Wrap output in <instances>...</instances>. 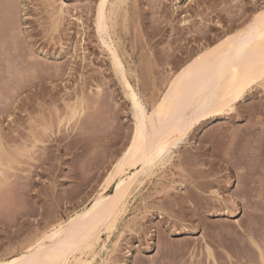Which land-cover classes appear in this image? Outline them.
Returning a JSON list of instances; mask_svg holds the SVG:
<instances>
[{"label":"rangeland","instance_id":"374dc122","mask_svg":"<svg viewBox=\"0 0 264 264\" xmlns=\"http://www.w3.org/2000/svg\"><path fill=\"white\" fill-rule=\"evenodd\" d=\"M13 2L19 6L10 10L12 21L0 5V24L7 22L0 25V259L22 253L90 203L129 145L136 122L96 34L98 0ZM263 6L264 0H128L114 32L129 79L148 107L166 91L174 71L243 29ZM248 93L233 112H211L195 124L172 161L131 200L108 241L111 261L98 258L95 264H244L247 252L257 263L244 228L264 231V85ZM77 100L80 113L70 119ZM255 191L262 193L258 199ZM107 233L95 230L100 240Z\"/></svg>","mask_w":264,"mask_h":264},{"label":"bare ground","instance_id":"6f19581e","mask_svg":"<svg viewBox=\"0 0 264 264\" xmlns=\"http://www.w3.org/2000/svg\"><path fill=\"white\" fill-rule=\"evenodd\" d=\"M6 0H4L5 2ZM14 0H12V3ZM99 2L96 5V18H95V27H96V34L97 37L99 39V41L101 42V44L104 46L105 50L108 52L109 54V58L111 60V64H112V68L114 69V74H116L118 76V78L120 79V82L122 83L124 90H125V94L127 95L130 104H131V108L133 109V105H132V100H131V96L132 93L135 92L137 97L140 98L141 102H145L144 99L141 96V93L136 89V87L132 84V82L129 79V71L127 69V65H125L124 61H123V56L121 55L122 53H120V46H119V42L118 39L116 37V33L114 32V27H115V20L116 17H118V13L120 11V9L122 8L123 5L128 3V0H105V4L103 7H101L100 5V0H98ZM2 2V1H0ZM6 3V2H5ZM5 3H1L0 5H4ZM9 3H11L9 1ZM11 3V4H12ZM54 3V2H53ZM56 4V3H55ZM64 4V3H62ZM51 5V4H50ZM62 6V5H61ZM54 8V7H52ZM56 8V7H55ZM262 9H264V6L261 7ZM3 9V8H2ZM0 9V10H2ZM15 9V8H14ZM60 9V8H59ZM64 9V8H63ZM61 10V9H60ZM127 10V9H126ZM125 10V11H126ZM261 10V9H260ZM258 10V11H260ZM63 11V10H61ZM124 11V12H125ZM257 11V12H258ZM3 12V11H2ZM65 12V11H64ZM133 12V11H132ZM256 12V13H257ZM1 13V12H0ZM4 13V12H3ZM100 14V16L102 17V22L101 24L98 26V22H97V14ZM65 14V13H64ZM2 15V14H1ZM14 16V14H12ZM16 15V14H15ZM55 15V14H54ZM133 15V13L131 14ZM256 15V14H255ZM63 16V15H62ZM61 16V17H62ZM3 17V15L0 17V19ZM56 17V16H55ZM122 17V16H121ZM132 17V16H131ZM5 18V17H4ZM59 18V17H58ZM124 18V17H123ZM15 19V17H14ZM57 19V18H56ZM10 19H7V21H9ZM54 20V19H53ZM60 20V19H59ZM121 20V19H120ZM131 20V19H130ZM129 20V21H130ZM12 21V19L10 20ZM56 21V20H55ZM61 22V21H60ZM252 22V19L250 20V22L248 24H250ZM2 23V22H1ZM7 23V22H5ZM0 24L2 26H4V24ZM10 23V22H9ZM12 23V22H11ZM10 23V24H11ZM17 23L14 24L13 22V26L17 28ZM247 24V25H248ZM55 25V22H54ZM124 25V24H121ZM247 25L243 28V29H239L235 32L226 34L225 37H223L221 40H219L216 44L214 45H209L207 47H204L200 52H198L195 57H193L190 61H188L186 64H184L183 66H180V68L177 71H174L171 78L166 82V91L163 93V95L152 104V107L157 106L160 104L161 101L165 100V96L169 95V89H172L171 94L169 95V100L167 101L168 103L172 102V97L173 96H177V95H182L185 97L191 96L192 99L189 101V108L190 110L187 112H183L182 115L184 116L185 119H192L195 116V113L200 109L201 106L208 104L211 105L210 107V111L211 112H215L217 114H229L231 112H233L236 108L237 105L245 99L247 93L253 89L256 85H259L258 79L260 76V72L261 69L259 67V61H258V56L254 59V63L256 65V67L254 68L253 72H252V76L255 79L256 82L253 83H249L248 86L246 88H243L241 90V95L239 96L238 99H232L231 102L229 103L225 97L228 95V89H229V84L227 82H224L223 85L220 86L219 91L217 90L216 86L214 85H208L207 88L201 90L198 94L194 92V89L196 88H200L203 80L206 77V73L204 72V68L203 66L205 65L206 62H218L221 58L223 53L228 52L229 49L235 45L236 48H241V47H245L248 44V40L246 39L248 32H247ZM6 28L4 30L8 31L7 29H10L9 27L7 28V25H5ZM11 26V28L13 27ZM126 27V26H125ZM15 28V29H16ZM116 28V27H115ZM119 28V27H118ZM14 29V28H13ZM14 29V30H15ZM1 31L3 29H0ZM12 31V30H11ZM117 31V30H116ZM127 31V30H126ZM2 33V32H1ZM7 33V32H6ZM124 33V30L123 32ZM4 34V32L2 33ZM2 36V35H0ZM119 36V35H118ZM4 37V36H3ZM231 37L232 39L229 40L228 38ZM6 38V36H5ZM3 40V38L1 39ZM0 40V42H2ZM221 41H226V43L224 45H222L220 48H217V45L221 44ZM1 44V43H0ZM124 45V44H123ZM258 48V43L254 42L252 43L251 47L247 48V51L249 53V56H251L253 53L256 52ZM215 49V51L213 52L212 50ZM124 51V50H123ZM126 53V52H125ZM130 55V54H129ZM204 56V60H197V57H201ZM129 57V56H128ZM130 58V57H129ZM248 57H245V60H247ZM107 61V60H106ZM196 63H193V62ZM134 63V62H133ZM132 63V64H133ZM243 63V61L241 62ZM110 64V65H111ZM189 65H192L191 68H189ZM108 66V65H107ZM134 68V67H133ZM187 70L185 72V75L183 77V81H180L177 79V77L180 75L181 71ZM131 75V74H130ZM133 75V74H132ZM135 77V76H134ZM169 77V76H168ZM131 78V77H130ZM136 78V77H135ZM140 79V78H139ZM135 80V79H134ZM177 81V83L175 85H173V81ZM140 81V80H138ZM120 83V84H121ZM165 83V84H166ZM189 84H191V87L189 86ZM128 85L131 86V88L129 89ZM237 87H239V85H237ZM123 90V91H124ZM236 88L233 87L232 88V92H235ZM217 96H219L220 98L217 99ZM249 96V93H248ZM85 98V97H84ZM90 98V97H89ZM80 100V99H79ZM89 100V99H88ZM78 101V100H77ZM79 102V101H78ZM81 102V101H80ZM78 103L76 106L72 107L70 115V119H72L74 114L80 113L79 110V104L82 105L81 103ZM89 102V101H87ZM146 103V102H145ZM67 104V103H66ZM73 104V103H71ZM70 104V106H71ZM87 104V103H86ZM147 104V103H146ZM148 106V105H147ZM89 107V106H88ZM92 107V106H91ZM84 108V106H83ZM230 108V110H228ZM90 109V108H89ZM150 109V108H149ZM68 110V108H67ZM101 110V109H100ZM82 111V109H81ZM85 111V110H84ZM82 113V112H81ZM148 116L151 117V111H148ZM68 115V113H67ZM206 115H208L207 112H202L201 115L196 119L195 123H192L187 131V133L185 134V136L183 137V139H180L179 133L178 132H174L172 130V128L168 127L167 125L164 126L163 128V132L157 137V138H152L150 136L147 145H144L143 141H138V144L136 146L133 147L132 152L129 153V147L132 146V138L129 141V145L127 146V148L124 150V152L120 155V157L118 158V160L116 161V163H114V166L112 167L111 170L108 171L107 176L105 177V179H103L104 181L103 186L101 188V191L98 192V194L96 196H94V198L90 201V203H88L87 205H83L84 207L76 212L72 217H70L67 221H64L58 225H54L52 226V228L45 234H43L42 236H40V238L36 239L33 242H30L24 246L25 250L14 256L13 258H1L0 260H17L19 262V264H27V262L31 259H36V258H40L43 254V250L45 248L51 247L53 245V239L52 237V233L56 232L59 233V236L56 238V243H60L62 242L61 237L63 239H68L70 237L75 236L76 238H79L83 235H88L91 237V245H84L78 252V254L75 256L74 260H73V264H77L78 261H83L84 264H95V262L97 261L98 258H101L103 260V262H110L108 260L109 256L111 255V252H113V250L110 249L109 247V240L111 239V235H114V233L119 229V224L120 221L123 219V217L126 215L131 200L142 190V188L144 187V185L151 180V178L156 174V172H158V170L162 169L167 163H169L170 161H172L174 154L176 153V149L179 147V145L182 143V141L186 140L190 134L191 131H193L195 129V124L197 122H200L201 118L205 117ZM62 116V114L60 115ZM135 116V114H134ZM59 117V116H58ZM179 118V117H177ZM68 121V119H65ZM66 121V123H67ZM33 123V122H32ZM54 123V122H53ZM65 123V122H64ZM31 125V124H30ZM34 125V124H33ZM45 126L46 123H44ZM51 125V124H50ZM53 125H56L55 123ZM60 125V124H59ZM52 126V125H51ZM161 121L159 116L156 119V128L157 129H161ZM35 127V126H34ZM59 127V126H58ZM33 128V127H32ZM50 127H44L45 130H48ZM52 128V127H51ZM50 128V130H51ZM31 129V128H30ZM36 129V128H35ZM148 129L149 132H151L152 129V121L149 120L148 122ZM31 131V130H30ZM36 131V130H35ZM40 131V130H39ZM132 137L135 135L136 133V122L135 125L133 127V131H132ZM45 133V132H44ZM34 135V134H33ZM31 136V135H30ZM37 136L39 138V135L37 133ZM52 136V135H51ZM2 137V136H0ZM46 137H44L45 139ZM3 140V138H1ZM36 139V138H35ZM257 139V138H256ZM190 140V139H189ZM258 140V139H257ZM34 141V140H33ZM177 141H179V143H177ZM39 142V141H38ZM27 143V142H26ZM252 143V142H251ZM2 144V143H1ZM32 144V143H31ZM5 147V143L3 144ZM12 145V144H10ZM28 145V143H27ZM35 147V146H33ZM161 147H163L164 149V157L161 158L159 155H157L158 150L161 149ZM5 149H7L5 147ZM9 149V148H8ZM21 151V150H20ZM32 151V150H31ZM8 152V150H7ZM34 152V151H33ZM182 152V151H181ZM11 153V152H10ZM26 154V153H25ZM32 154V153H31ZM35 154V153H34ZM15 155V154H14ZM8 156V155H7ZM28 156V155H27ZM15 157V156H14ZM17 157V156H16ZM3 158V157H2ZM9 158V157H8ZM13 158V156H12ZM20 158V157H19ZM183 158V157H182ZM15 160V158H14ZM244 160V159H243ZM249 161V160H248ZM11 162V161H10ZM18 162V161H17ZM216 163V162H215ZM214 163V164H215ZM245 163V162H244ZM247 163V162H246ZM17 164V163H16ZM193 164V163H192ZM213 164V163H212ZM179 165V164H178ZM185 165V164H184ZM183 165V166H184ZM248 165V164H247ZM253 165V164H252ZM10 166V165H9ZM168 166V165H167ZM170 167V166H169ZM239 168L243 167V165L241 164V166H238ZM252 167V166H251ZM240 168V169H241ZM245 168V167H244ZM249 168V167H248ZM247 168V169H248ZM173 169V168H172ZM243 169V168H242ZM246 169V168H245ZM245 169H243L245 171ZM182 170V169H181ZM185 170V169H184ZM250 170V169H248ZM252 170V169H251ZM163 172V171H162ZM172 172V171H171ZM9 173V172H8ZM173 173V172H172ZM171 173V174H172ZM258 173V172H257ZM170 174V173H169ZM248 174V173H247ZM247 174H244L245 177ZM3 175H5L3 173ZM160 175V174H159ZM253 175V174H252ZM251 175V176H252ZM1 176V175H0ZM8 177V176H7ZM244 177V178H245ZM249 178V177H248ZM247 178V179H248ZM157 179V178H156ZM163 179V178H162ZM250 179V178H249ZM254 179V178H253ZM158 180V179H157ZM161 180V179H160ZM159 180V181H160ZM175 180V179H174ZM245 180V179H244ZM247 181V180H246ZM250 181V180H249ZM101 183V185H102ZM172 183V182H171ZM250 183H252L250 181ZM249 183V184H250ZM248 184V183H247ZM159 185V184H157ZM245 185V184H244ZM100 187V186H99ZM155 187V186H154ZM161 187V186H160ZM262 187V186H261ZM260 188V187H259ZM154 189V188H153ZM245 190V189H244ZM248 190V189H247ZM169 191V190H168ZM165 192V191H164ZM214 192V191H213ZM248 192V191H247ZM254 192V191H251ZM256 193V191H255ZM252 193V194H255ZM258 193V191H257ZM254 196H257L259 193H261V191H259V193ZM168 194V193H167ZM217 194V193H216ZM247 194V193H246ZM262 194V193H261ZM264 194V193H263ZM194 195V194H193ZM201 195V194H200ZM219 195V194H218ZM250 195V194H249ZM248 195V196H249ZM145 196V195H144ZM195 196V195H194ZM193 196V197H194ZM204 196V195H203ZM259 196V195H258ZM257 196V199L259 198ZM159 197V196H158ZM170 197V196H169ZM217 197V196H216ZM247 197V195H246ZM253 197V196H252ZM262 196H260L261 198ZM264 197V196H263ZM201 198V197H200ZM250 197L246 198V200H249ZM196 199V196H195ZM198 199V198H197ZM221 199V198H220ZM252 200V198H250ZM256 199V200H257ZM263 199V198H262ZM199 200V199H198ZM222 200V199H221ZM232 200V199H230ZM245 200V201H246ZM250 200V203H251ZM254 199V201H256ZM89 201V200H88ZM253 201V200H252ZM259 201V200H258ZM142 202V201H141ZM222 202V201H221ZM231 202V201H230ZM248 202V201H247ZM260 202V201H259ZM139 203V202H138ZM162 203V202H161ZM160 203V204H161ZM223 203V202H222ZM248 202V204H250ZM253 203V202H252ZM251 203V204H252ZM261 203V202H260ZM86 204V203H85ZM247 204V203H246ZM262 204V203H261ZM152 205V204H151ZM224 205V204H223ZM254 205V204H253ZM256 205V203H255ZM258 205V204H257ZM155 206V205H154ZM248 206V205H247ZM246 206V207H247ZM264 206V204H263ZM161 207V206H160ZM225 207V206H224ZM255 207V206H254ZM258 207V206H256ZM260 207H262V205H260ZM156 208V207H155ZM159 208V207H158ZM226 209L228 207H225ZM253 208V207H251ZM160 209V208H159ZM258 211V208H255ZM254 209V210H255ZM263 209V208H262ZM261 209V210H262ZM259 212V211H258ZM160 213V212H159ZM221 213V212H220ZM226 213V212H225ZM256 213V212H255ZM255 215V219H257L256 214L258 215V213H256ZM260 213V212H259ZM264 214V212H262ZM261 213V214H262ZM140 214V213H139ZM150 214V213H149ZM229 214V213H228ZM234 214V213H233ZM251 214H253V212H251ZM250 214V217L252 216ZM127 216V215H126ZM233 216V215H231ZM260 216V215H259ZM258 216V217H259ZM249 217V218H250ZM262 217V215H261ZM264 217V216H263ZM253 218V217H251ZM260 219V218H259ZM252 220V219H250ZM254 220V219H253ZM264 220V218H263ZM249 221V220H248ZM256 221V220H255ZM253 221V222H255ZM262 221L258 220L256 222ZM256 222L254 223L256 225ZM134 223V222H133ZM144 223V222H143ZM252 223V221H251ZM264 222L262 221V223H260L261 225ZM248 224V223H247ZM259 224V223H258ZM257 224V225H258ZM134 225V224H133ZM249 225V224H248ZM135 226V225H134ZM246 226V225H245ZM132 227V226H131ZM259 227V226H258ZM261 227V226H260ZM264 229V226H262ZM105 228H107L109 230V233H107V237L105 239H98L96 237L95 234V230H98L100 232H103L105 230ZM259 229V228H258ZM262 229V230H263ZM261 230V228L259 229ZM120 232V231H119ZM264 231L261 233V231H257V228L255 229L253 226L249 225L246 226V228H244V236L246 238V243L247 245L250 247L248 248L247 246H245L246 248L244 250H246L248 248V251L250 252L249 249L252 250V253H254L253 256H255V259L257 260V263L259 262L261 264V260H260V255H259V249L256 246H260V245H264ZM47 234V236L49 237L48 239H45V235ZM132 234V233H131ZM120 235V234H119ZM122 235V233H121ZM118 237V236H117ZM121 237V236H120ZM37 238V237H36ZM119 238V237H118ZM206 239V238H205ZM37 241H41V243H37ZM126 241V240H125ZM205 241V240H204ZM207 241V240H206ZM209 241V240H208ZM119 243V240H117L114 243V246L116 247ZM245 243V244H246ZM120 244V243H119ZM122 244V243H121ZM208 244H210L208 242ZM112 245V244H111ZM124 245V244H123ZM122 245V246H123ZM256 245V246H254ZM23 246V247H24ZM22 247V248H23ZM205 247L206 250H208L210 256L213 257V251L212 250V246H207L206 242H205ZM204 247V248H205ZM117 248V247H116ZM214 249V248H213ZM205 250V249H204ZM203 250V251H204ZM205 250V252L207 253V251ZM211 250V252L209 251ZM20 251V250H19ZM194 251V249H193ZM192 252V251H191ZM117 253V252H116ZM198 253V252H197ZM203 253V252H202ZM118 254V253H117ZM193 254V253H191ZM190 254V255H191ZM199 254V253H198ZM217 254V253H216ZM196 255V254H195ZM207 255V254H206ZM205 255V256H206ZM250 255V254H249ZM248 252H247V256H245L244 253V264H251L250 260H253L250 258V260L248 259L249 256ZM114 256V255H113ZM193 256V255H192ZM208 256V255H207ZM227 253H226V257H227ZM112 257V256H111ZM212 257H208L211 258ZM216 257V256H215ZM222 257V256H221ZM195 258V256H194ZM219 258V255H218ZM231 258V257H230ZM191 259V256H190ZM197 259V258H196ZM215 259V258H214ZM217 259V258H216ZM228 259V258H227ZM100 260V259H99ZM204 262L208 261L207 259H203ZM202 259L199 261H203ZM210 260V259H209ZM229 260V259H228ZM115 261V260H114ZM192 261V260H191ZM194 261V260H193ZM196 261V260H195ZM194 261V262H195ZM211 261V260H210ZM209 261V262H210ZM214 261V260H213ZM211 261V262H213ZM240 261V260H239ZM113 262V261H112ZM197 262V261H196ZM199 262L197 264H199ZM222 262V261H220ZM241 262V261H240ZM253 262V261H252ZM214 263V262H213ZM230 263V262H229ZM256 263V264H257ZM258 263V264H259ZM105 264V263H104ZM120 264V263H117ZM186 264V263H185ZM191 264V263H190ZM195 264V263H194ZM210 264V263H209ZM215 264H219L217 262V260L215 261ZM224 264V262H223ZM226 264H228V262H226ZM254 264V262L252 263Z\"/></svg>","mask_w":264,"mask_h":264},{"label":"snow or ice","instance_id":"6c2138e0","mask_svg":"<svg viewBox=\"0 0 264 264\" xmlns=\"http://www.w3.org/2000/svg\"><path fill=\"white\" fill-rule=\"evenodd\" d=\"M104 4L105 0H100L101 7H103ZM18 6L19 5L5 3L3 5L5 18L7 19L9 17L10 10ZM97 22L98 26L102 22V17L99 13L97 14ZM247 32L248 35L246 39L248 40V44L245 47L236 48L235 45H233L228 52L223 53L222 58L218 62L209 61L205 63L203 68L206 73V77L200 88L194 89L195 93L198 94L210 84L216 86L219 91L220 86L223 85L224 82H227L230 87L228 89V95L225 99L229 103L232 99H238L243 88H246L249 83L256 82L252 76V72L256 67L253 61L257 56L259 67L261 69L258 82L259 84L264 85V9L258 11L252 18V22L247 25ZM228 39L231 40L232 38L229 37ZM254 42L258 43V48L255 53L249 56L247 48L251 47ZM225 43L226 41H221V44L217 45V48H220ZM212 51L214 52L215 49ZM245 57H248V59L245 60ZM197 60H204V56L197 57ZM242 61L243 63H241ZM193 63L196 62L194 61ZM191 67L192 65H189V68ZM186 71L187 70L181 71L177 79L183 81ZM176 83L177 81L174 80L173 85ZM237 85H239V87H237ZM189 86L191 87V84H189ZM128 87L129 89L131 88L130 85H128ZM233 87L236 88L235 92H232ZM171 92L172 89L170 88L169 95ZM169 95H166L165 100L161 101L159 105L149 109L145 102H141L135 92L132 93L131 100L136 120V133L132 137V146L129 147V153L132 152L133 147L138 144V141H143L146 146L150 136L152 138H157L163 132L165 125L172 128L174 132H178L180 139H183L190 125L196 122V119L202 112H207L210 115L212 114L210 111L211 105L205 104L200 107L192 119H185L182 113L190 110L189 101L192 97L177 95L171 98V103H168L167 101L169 100ZM219 98L220 97L217 96V99ZM149 110L151 111V117L147 114ZM228 110H230V108ZM75 115L76 114L73 115V119H75ZM158 116L162 125L161 129L156 128V119ZM8 119L11 120L12 117L9 116ZM149 120L152 121L151 132H149L148 129ZM61 123H64V121ZM177 143H179V141H177ZM157 155L161 158L164 157L163 147L158 150ZM58 236L59 233L53 232L51 237L54 241L53 245L45 248L40 258L31 259L27 262V264H73V260L79 250L84 245H91V237L88 235H83L79 238L73 236L68 239H63L61 237L62 242L56 243L55 241ZM48 238L49 237L46 234L45 239ZM37 243H41V241H37ZM256 247L259 249L261 264H264V245ZM209 251L211 252V250ZM0 264H19V262L17 260H0ZM77 264H84V262L78 261Z\"/></svg>","mask_w":264,"mask_h":264}]
</instances>
